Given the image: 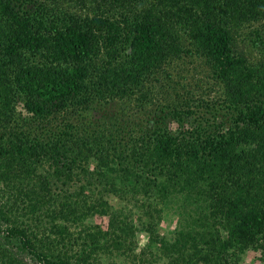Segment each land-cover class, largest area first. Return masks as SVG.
<instances>
[{
	"label": "trees",
	"instance_id": "obj_1",
	"mask_svg": "<svg viewBox=\"0 0 264 264\" xmlns=\"http://www.w3.org/2000/svg\"><path fill=\"white\" fill-rule=\"evenodd\" d=\"M139 225L264 260V0H0V264L136 257Z\"/></svg>",
	"mask_w": 264,
	"mask_h": 264
},
{
	"label": "rangeland",
	"instance_id": "obj_2",
	"mask_svg": "<svg viewBox=\"0 0 264 264\" xmlns=\"http://www.w3.org/2000/svg\"><path fill=\"white\" fill-rule=\"evenodd\" d=\"M195 61V60H194ZM113 202L115 204L119 203L118 197L113 198ZM137 221V220H135ZM92 223H97L104 228H107L108 225V217L107 216H96L94 217V221ZM139 223V222H138ZM139 229L136 231V242L137 246L135 249V254H139L136 257L134 254L127 255H106L101 257L100 264H168V260L156 255L155 252L153 254L147 253L145 256L140 255L142 250H145L149 239V233L142 229L139 225ZM179 228V214L176 212H166L163 215L161 221H159L157 225L158 233L161 236H165L168 240H173L176 232ZM157 249H154V251ZM147 251V249H146ZM262 254L260 251L250 249L245 254L241 256L240 259H234V264H264V260L262 259ZM143 259V260H142ZM28 260V259H27Z\"/></svg>",
	"mask_w": 264,
	"mask_h": 264
}]
</instances>
